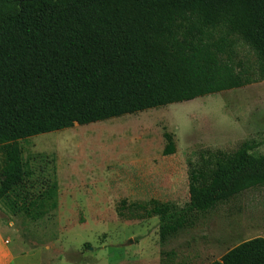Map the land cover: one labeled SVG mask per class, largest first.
I'll return each mask as SVG.
<instances>
[{
  "label": "trees",
  "instance_id": "1",
  "mask_svg": "<svg viewBox=\"0 0 264 264\" xmlns=\"http://www.w3.org/2000/svg\"><path fill=\"white\" fill-rule=\"evenodd\" d=\"M259 81L264 0H0V206L55 239V170L29 168L21 140ZM256 146L193 168L190 203L160 218L161 240L264 186ZM206 264H264V237Z\"/></svg>",
  "mask_w": 264,
  "mask_h": 264
},
{
  "label": "rangeland",
  "instance_id": "2",
  "mask_svg": "<svg viewBox=\"0 0 264 264\" xmlns=\"http://www.w3.org/2000/svg\"><path fill=\"white\" fill-rule=\"evenodd\" d=\"M240 92L21 140L29 168L39 172L48 163L46 171L55 170L59 202L55 239L0 206V221H14L28 243V256L18 264H161L166 257L175 264H206L244 240L264 237V186L199 215L195 226L165 241L159 235L160 218L189 205L192 169L210 152H233L249 141L257 144L253 154H264V135L250 127L264 122L260 92Z\"/></svg>",
  "mask_w": 264,
  "mask_h": 264
},
{
  "label": "crops",
  "instance_id": "3",
  "mask_svg": "<svg viewBox=\"0 0 264 264\" xmlns=\"http://www.w3.org/2000/svg\"><path fill=\"white\" fill-rule=\"evenodd\" d=\"M249 93L251 97H256V92H260L262 110L264 111V81L258 83H252L243 87L233 88L231 91L234 95H238L236 92ZM240 92V93H241ZM258 120V118H252ZM260 120H264V116L260 114ZM255 124V122L253 123ZM260 127H257V125ZM252 129H260V134L264 135V122L256 123V125L250 126ZM23 243L20 238V232L14 221L3 222L0 221V264H18L20 259L28 256L27 245ZM37 255L38 253H34ZM38 260V257H35Z\"/></svg>",
  "mask_w": 264,
  "mask_h": 264
},
{
  "label": "flooded vegetation",
  "instance_id": "4",
  "mask_svg": "<svg viewBox=\"0 0 264 264\" xmlns=\"http://www.w3.org/2000/svg\"><path fill=\"white\" fill-rule=\"evenodd\" d=\"M22 2V0H19V3H21Z\"/></svg>",
  "mask_w": 264,
  "mask_h": 264
}]
</instances>
